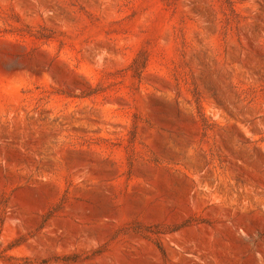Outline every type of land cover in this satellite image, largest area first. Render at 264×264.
<instances>
[{"label": "rangeland", "instance_id": "374dc122", "mask_svg": "<svg viewBox=\"0 0 264 264\" xmlns=\"http://www.w3.org/2000/svg\"><path fill=\"white\" fill-rule=\"evenodd\" d=\"M0 264H264V0H0Z\"/></svg>", "mask_w": 264, "mask_h": 264}]
</instances>
